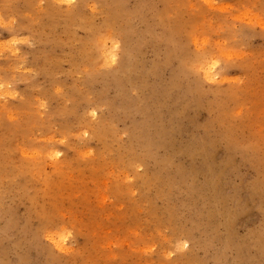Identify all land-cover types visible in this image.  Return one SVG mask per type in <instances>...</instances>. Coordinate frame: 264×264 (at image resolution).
<instances>
[{
  "label": "rangeland",
  "instance_id": "obj_1",
  "mask_svg": "<svg viewBox=\"0 0 264 264\" xmlns=\"http://www.w3.org/2000/svg\"><path fill=\"white\" fill-rule=\"evenodd\" d=\"M0 264H264V0H0Z\"/></svg>",
  "mask_w": 264,
  "mask_h": 264
},
{
  "label": "bare ground",
  "instance_id": "obj_2",
  "mask_svg": "<svg viewBox=\"0 0 264 264\" xmlns=\"http://www.w3.org/2000/svg\"><path fill=\"white\" fill-rule=\"evenodd\" d=\"M209 75V74H208ZM52 237H54V236H52ZM57 244L60 246V243L59 242H57Z\"/></svg>",
  "mask_w": 264,
  "mask_h": 264
}]
</instances>
